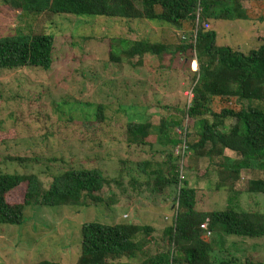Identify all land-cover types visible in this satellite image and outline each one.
<instances>
[{
	"label": "rangeland",
	"instance_id": "obj_1",
	"mask_svg": "<svg viewBox=\"0 0 264 264\" xmlns=\"http://www.w3.org/2000/svg\"><path fill=\"white\" fill-rule=\"evenodd\" d=\"M241 4L248 12V21L206 23L209 30L215 31L218 47L247 54L264 44V22L257 20L264 18V0H245ZM84 18L62 15L48 20L44 15L12 12L0 3V37L42 30L54 36L49 70H0V172L35 174L46 189L53 176L70 168L98 167L108 178L121 177V186L105 187L101 196L107 204L94 208L26 206L20 225H0V264H34L42 260L75 264L80 253V230L85 223L150 225L159 244L164 229L171 225L172 187L155 196L144 185L137 191L129 185L132 178L141 184L147 180L139 173L137 163L149 161L150 166L156 164L152 169H166L162 152L171 150L168 137L161 144L150 136L146 145H127L126 124L149 122L157 126L161 119L179 120L182 125L171 129L169 136L178 135L184 140L188 134L187 141L198 139L195 131L199 127L195 128L194 120L182 113L188 103L186 93L193 85L197 59L192 50L178 48L189 45L182 37H188L191 27L185 24L176 30L158 22ZM43 22L46 23L42 29ZM140 39L167 45L168 54L146 56L140 67L132 66L135 60L129 63L122 55L118 62L109 59V51L114 53L122 40ZM231 102L232 105L213 101L210 109L217 113L223 104L235 107V101ZM97 105L103 107L102 122L95 118ZM254 105L264 110V103ZM206 119L211 122L212 118L207 115ZM223 156L229 160H224L220 168L225 171L238 156L227 149ZM208 164L207 157L198 158L191 153L185 156V181L196 190V211L232 208L264 214V194L242 193L236 205L229 191L216 189V166L209 168ZM263 176V170H255L250 179ZM238 187L245 188L240 184ZM24 193L25 185L21 184L6 195V201L20 204ZM210 241L214 256H234L241 263L247 260L264 264V236L245 238L215 233ZM157 249L151 244L148 255H154ZM143 258L138 255L137 263Z\"/></svg>",
	"mask_w": 264,
	"mask_h": 264
},
{
	"label": "trees",
	"instance_id": "obj_2",
	"mask_svg": "<svg viewBox=\"0 0 264 264\" xmlns=\"http://www.w3.org/2000/svg\"><path fill=\"white\" fill-rule=\"evenodd\" d=\"M244 1L0 0L12 12L44 15L48 20L62 15L80 19L104 17L126 22H158L176 30H181L185 24L193 29L196 22L199 23L195 43L178 48L181 51L192 50L197 59V71L190 88L193 97L182 113L194 120L195 128L199 127L195 131L198 139L187 141L188 134L184 140L178 135L171 138L170 130L182 125L179 120L167 122L161 119L157 126L149 122L126 124L127 145H146L145 140L150 136H155V143L161 144L164 137H168L171 150L162 152L166 158V169L163 172L152 169L156 164L150 166L149 161L137 163L139 173L147 180L141 184L132 178L129 185L133 191L144 185L155 196L172 187V207L177 203V210L171 218V225L164 229L159 244L154 237L155 229L150 225L85 223L80 230V253L75 264H253L247 260L241 263L234 256H214L213 242L200 226L207 221L211 235L222 233L225 236L261 238L264 236V214L237 212L232 208L209 213L196 211V190L188 187L185 180L178 189V158L172 151L184 141L186 154L207 157L208 167L216 166V189L223 187L229 191L236 205L242 193L264 194V179L246 180L240 177L242 170L264 171V110L254 105L256 102L264 103V44L247 54L218 47L215 31L205 30L202 26L209 20L248 21V12L241 4ZM198 7L201 11L197 16ZM257 20L264 22L263 17ZM45 23H41L42 29ZM53 45L54 36L43 30L40 33L19 32L0 37V70L36 68L47 71L52 64ZM163 54H168V47L163 43L143 39L122 40L114 53L109 51V59L118 62L122 55L129 63L135 60L132 66L140 67L146 56L156 58ZM219 100L228 105L235 101V107L223 104L219 112H212L211 103ZM207 115L212 118L211 122L206 119ZM95 118L98 122L103 121L101 105L96 107ZM149 146L152 147V144ZM224 149L238 156L225 171L220 170L225 161L229 162L223 156ZM120 180L121 177L119 180L106 177L98 167L70 168L53 176L45 189L35 174L0 172V225H20L26 206L94 208L102 203L106 205L101 196L102 190L111 184L121 186ZM21 184L25 185L22 203L9 204L6 195ZM239 184L245 188H239ZM114 201L116 203L115 199H110L111 203ZM124 216L127 218V215ZM151 244L158 247L154 255H148ZM138 255L144 257L139 263L136 260ZM34 264L57 263L42 260Z\"/></svg>",
	"mask_w": 264,
	"mask_h": 264
},
{
	"label": "built area",
	"instance_id": "obj_3",
	"mask_svg": "<svg viewBox=\"0 0 264 264\" xmlns=\"http://www.w3.org/2000/svg\"><path fill=\"white\" fill-rule=\"evenodd\" d=\"M196 10H197L196 12H197V16H198L199 15V12L201 11L200 10V7H198ZM202 26H203V28L205 30L209 29V24L208 23L203 22L202 23ZM198 28H199V23L196 22V26L189 31L188 37L187 38L182 37V39H184V40L187 39L189 41L188 42L189 44H194L195 41H196V36H197ZM195 71H197V69H195ZM186 96L188 97V103H189L190 100L193 97L192 91L189 90L188 93H186ZM179 145H177L178 147L174 149V154L178 158V179H179L178 189L182 185V182L185 180V175H184L185 172L183 170V167H184V160H185V156H186V152H187L186 151L187 150V147H186L184 141L182 142V145L181 146H179ZM176 210H177V203L172 207V215H171V218H173L176 215ZM124 218H125V216H124ZM171 218H170V220H171ZM200 229H202L203 231H205L208 237L211 236V233L207 229V221H205L200 226Z\"/></svg>",
	"mask_w": 264,
	"mask_h": 264
},
{
	"label": "crops",
	"instance_id": "obj_4",
	"mask_svg": "<svg viewBox=\"0 0 264 264\" xmlns=\"http://www.w3.org/2000/svg\"><path fill=\"white\" fill-rule=\"evenodd\" d=\"M165 94H166V97L168 98V93L166 92ZM253 172L254 171H250V170H242L241 173H240V176H241V178H243V176H247L250 179V177H251V175H252ZM260 179H264V176L262 178H260ZM250 180H253V179H250Z\"/></svg>",
	"mask_w": 264,
	"mask_h": 264
}]
</instances>
